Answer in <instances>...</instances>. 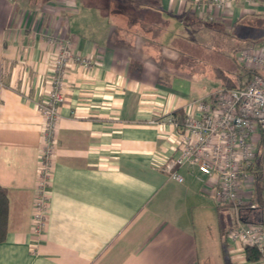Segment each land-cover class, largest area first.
Instances as JSON below:
<instances>
[{"label":"crops","instance_id":"obj_1","mask_svg":"<svg viewBox=\"0 0 264 264\" xmlns=\"http://www.w3.org/2000/svg\"><path fill=\"white\" fill-rule=\"evenodd\" d=\"M122 1L104 12L87 0H0V186L8 198L0 264H264L248 260L222 219V205L234 208L233 227L264 216L255 201L259 136L241 213L206 190L198 167L181 166L183 181L161 168L180 154L167 122L187 104L193 78L180 60L212 31L264 46V0L204 11L196 6L202 0ZM68 39L94 65L71 63L64 77L50 212L37 237L45 122L38 104L51 88L58 40ZM241 65L242 72L214 68L221 85L209 98L229 88L217 70L232 82L247 79L251 70Z\"/></svg>","mask_w":264,"mask_h":264},{"label":"built area","instance_id":"obj_2","mask_svg":"<svg viewBox=\"0 0 264 264\" xmlns=\"http://www.w3.org/2000/svg\"><path fill=\"white\" fill-rule=\"evenodd\" d=\"M232 1L202 0L196 6L201 11L206 7L222 10ZM58 45L48 97L38 104L45 122L33 208L32 232L37 237L42 235L50 212L57 124L65 100L62 90L64 77L71 63L85 69L94 65L91 58L74 50L71 40H58ZM239 60L252 71V77L245 86L221 88L213 97L187 103L183 107L185 119L181 123L173 115L168 118L167 122L177 130L180 154L166 157L161 168L171 178L183 181L181 166L198 167L209 179H206V190L211 191L219 203L234 204L241 213L247 202L240 190L251 178L250 171L259 159L257 136L264 147V50L257 53L242 51ZM228 238L235 243L258 248L264 259V217L260 222H247L231 228Z\"/></svg>","mask_w":264,"mask_h":264},{"label":"rangeland","instance_id":"obj_3","mask_svg":"<svg viewBox=\"0 0 264 264\" xmlns=\"http://www.w3.org/2000/svg\"><path fill=\"white\" fill-rule=\"evenodd\" d=\"M87 1L97 3L104 12L112 11V8L108 9V2L112 0ZM122 3V0H115V5H121ZM231 38L232 36L224 39V34H222V32L215 31H212L211 36H197L194 40L195 46L188 49L189 55H187L186 59L182 58L180 60L179 64H184L189 75L193 77L191 78L192 82L189 81V86H187L190 88V90H188V104L203 98H209V94L213 93L220 87L221 83L215 77V67L219 66L225 69H233L237 72L243 71L240 60L235 57V49L255 53L264 50V46L261 45L262 42H259L260 40L253 38V40L237 42L236 39ZM183 82L187 84L186 80ZM247 204L248 203H246V206ZM235 217V210L233 207L222 205V219L224 218L226 221L225 229H227V234L236 224L237 217ZM261 217L262 216L259 215V218Z\"/></svg>","mask_w":264,"mask_h":264},{"label":"trees","instance_id":"obj_4","mask_svg":"<svg viewBox=\"0 0 264 264\" xmlns=\"http://www.w3.org/2000/svg\"><path fill=\"white\" fill-rule=\"evenodd\" d=\"M249 76L246 80L239 82H232L227 76H222V70H217V75L228 85L229 88H239L245 86L252 77V72L248 71ZM171 115L176 118L178 122H183L185 119L184 108L174 111ZM259 173L256 175L255 181V201L260 207L264 209V171L262 166H258ZM8 218V198L4 189L0 186V238L5 236L7 230ZM246 255L250 261H258L263 258L261 251L253 246H246Z\"/></svg>","mask_w":264,"mask_h":264},{"label":"water","instance_id":"obj_5","mask_svg":"<svg viewBox=\"0 0 264 264\" xmlns=\"http://www.w3.org/2000/svg\"><path fill=\"white\" fill-rule=\"evenodd\" d=\"M263 160H264V150H263Z\"/></svg>","mask_w":264,"mask_h":264},{"label":"flooded vegetation","instance_id":"obj_6","mask_svg":"<svg viewBox=\"0 0 264 264\" xmlns=\"http://www.w3.org/2000/svg\"><path fill=\"white\" fill-rule=\"evenodd\" d=\"M263 169H264V160H263Z\"/></svg>","mask_w":264,"mask_h":264}]
</instances>
